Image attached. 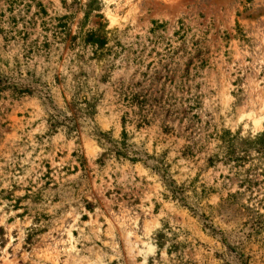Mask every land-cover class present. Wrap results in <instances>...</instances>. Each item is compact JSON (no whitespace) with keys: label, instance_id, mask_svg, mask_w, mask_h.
<instances>
[{"label":"rangeland","instance_id":"obj_1","mask_svg":"<svg viewBox=\"0 0 264 264\" xmlns=\"http://www.w3.org/2000/svg\"><path fill=\"white\" fill-rule=\"evenodd\" d=\"M90 1L0 0V264H264V0ZM78 78L100 99L73 137ZM123 123L174 193L97 164L92 127Z\"/></svg>","mask_w":264,"mask_h":264},{"label":"trees","instance_id":"obj_2","mask_svg":"<svg viewBox=\"0 0 264 264\" xmlns=\"http://www.w3.org/2000/svg\"><path fill=\"white\" fill-rule=\"evenodd\" d=\"M95 2L96 0L90 1L88 5L90 11L93 10L92 7H95ZM152 26L153 27L149 30V33L154 34L159 28L163 27V24H158V22L153 21ZM174 35L178 36L180 40L184 39V34L179 36V32H176ZM107 42L105 33H100V30L89 31L83 40V43L86 46H90L93 49V53L95 52L96 54L97 52H100V55L104 53L103 55L105 56L106 53L103 51L106 50ZM107 51L108 50H106V52ZM72 86L71 90L73 91L71 92V100L65 111L58 115V121L54 123L53 126L64 128L68 136L76 137L80 133V127H82L80 125V119L83 115L81 111H86L87 117L92 121V117L95 114V106H98L100 98L95 97L94 94H91L89 97L82 94L84 92L92 93L93 87L89 85L88 80L86 79H74ZM16 92L20 94L25 93L19 90ZM83 106L86 107L78 109V107ZM122 125V131L118 139H115L110 131H103L96 126L92 127L89 136L94 138L95 142L101 149L97 164L102 165L104 163L103 160L107 157H114L115 159L126 161L132 165L140 164L151 174L159 176L160 179L164 181L163 186L167 187L169 192L174 193L176 190L175 183L167 177L168 166L163 160L164 155H150L146 150H142L135 144L130 143L131 137L126 132L124 123ZM41 192L42 190H40L38 194H35V197L39 196ZM1 194H4V192L1 191ZM172 197L173 199H176L175 196ZM6 198L9 197H3V199ZM84 203L85 208L90 210V204L87 202ZM27 243H30V235H28Z\"/></svg>","mask_w":264,"mask_h":264}]
</instances>
